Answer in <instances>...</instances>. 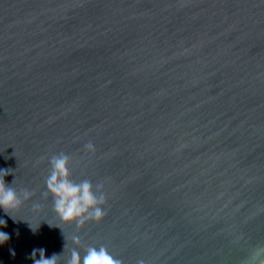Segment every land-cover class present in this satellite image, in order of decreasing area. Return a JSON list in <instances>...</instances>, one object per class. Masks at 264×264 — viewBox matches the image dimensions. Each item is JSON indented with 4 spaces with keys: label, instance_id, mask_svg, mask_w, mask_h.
I'll return each mask as SVG.
<instances>
[{
    "label": "water",
    "instance_id": "1",
    "mask_svg": "<svg viewBox=\"0 0 264 264\" xmlns=\"http://www.w3.org/2000/svg\"><path fill=\"white\" fill-rule=\"evenodd\" d=\"M61 154L101 220L55 213ZM0 170L22 201L0 264H242L264 245V0H0Z\"/></svg>",
    "mask_w": 264,
    "mask_h": 264
},
{
    "label": "clouds",
    "instance_id": "2",
    "mask_svg": "<svg viewBox=\"0 0 264 264\" xmlns=\"http://www.w3.org/2000/svg\"><path fill=\"white\" fill-rule=\"evenodd\" d=\"M85 147L90 150L93 149L91 143ZM68 163L69 157L67 155L61 154L53 157L51 160L52 171L45 180L47 191L53 196L55 213L61 221L75 222L78 226H82L88 219L101 220L105 213L100 205L105 202V196L103 193L97 195L91 181L85 180L81 183L72 181L69 178L71 173ZM6 175H8L6 171L0 170V208L10 212L17 209L22 201L16 189L5 183ZM31 195V192L25 191L24 199H28ZM0 225H6V221L0 220ZM8 239L9 235L0 231V244ZM73 242L79 245V238H74ZM37 251L40 254L39 259H35ZM44 253V249L33 250V264H57V254H53L51 258H45ZM68 264H122V262L114 258L104 246L99 248L89 246L83 257L73 249ZM137 264H144V261L139 260ZM242 264H264V245L254 246Z\"/></svg>",
    "mask_w": 264,
    "mask_h": 264
}]
</instances>
